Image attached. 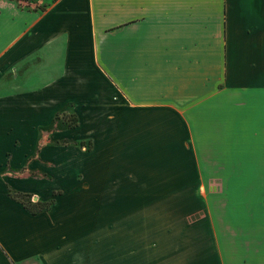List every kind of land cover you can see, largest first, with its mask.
<instances>
[{
	"label": "crops",
	"instance_id": "obj_1",
	"mask_svg": "<svg viewBox=\"0 0 264 264\" xmlns=\"http://www.w3.org/2000/svg\"><path fill=\"white\" fill-rule=\"evenodd\" d=\"M36 4L0 0V264H152L162 188L264 185V0Z\"/></svg>",
	"mask_w": 264,
	"mask_h": 264
},
{
	"label": "rangeland",
	"instance_id": "obj_2",
	"mask_svg": "<svg viewBox=\"0 0 264 264\" xmlns=\"http://www.w3.org/2000/svg\"><path fill=\"white\" fill-rule=\"evenodd\" d=\"M15 2L23 7H32L37 6L38 0H18ZM37 7L42 8L41 5ZM64 122L72 123L67 118L64 119ZM184 158L185 162L189 163L190 156L186 155ZM262 173L264 174V172ZM247 174L250 175V178H259L261 172H247ZM205 177H208V172H205ZM184 178L191 179V172L185 171ZM216 178L217 180L214 181L216 185L209 187L162 188L168 190L167 202L151 205L155 216L160 214L168 216V230H150L148 234L150 236L147 235V242L149 243L150 240L151 250L146 253V257L151 258L152 264H225V255L228 259L239 253L234 249L224 250L225 240H228L229 244L231 233L228 230H223V227L226 222H229L227 219H229L230 214L233 216L237 214L236 216L246 219L249 227L255 226L263 229L247 230V237L245 236L247 241H243L247 251H242L244 256L241 259L239 257L237 264H253L251 255L254 253L262 254L260 259H264V185L226 187L218 180L221 178ZM49 186H56L62 190L65 188V186L57 183H52ZM30 187L38 188L37 185H30ZM39 189L42 190V187ZM176 196L178 202L175 201ZM180 196L182 200H179ZM34 197L36 196L27 195L19 198V200L29 211L41 212L51 207V204L47 205L46 202L43 203ZM213 222L217 230H207ZM154 223L157 224L153 225L159 226L158 219ZM184 223L197 230H172L173 226L183 227ZM253 233H256L257 243L260 245H251L256 243ZM136 238V244L143 245L144 234L141 232L137 234ZM238 239L239 237L233 248H237L236 245L240 242ZM227 247L229 248V246ZM256 247L258 251L254 252ZM248 248H251L252 251H248ZM261 248L262 251H260ZM136 256L143 258V251H137Z\"/></svg>",
	"mask_w": 264,
	"mask_h": 264
},
{
	"label": "trees",
	"instance_id": "obj_3",
	"mask_svg": "<svg viewBox=\"0 0 264 264\" xmlns=\"http://www.w3.org/2000/svg\"><path fill=\"white\" fill-rule=\"evenodd\" d=\"M11 1H18V0H11ZM19 4V3H18ZM40 9H43V8H40ZM77 123H76V120L75 121H73L72 123H70L69 125L71 126V127H74L75 125H76ZM23 196H27V195H25V194H17L16 195V198L19 200V198H22ZM20 201V200H19ZM46 204L47 205H52L53 204V201L51 200V201H49V202H46ZM25 207V206H24ZM26 208V207H25ZM27 209V208H26ZM28 210V209H27ZM29 211V210H28ZM31 213H33V214H35V213H38V212H40V211H30Z\"/></svg>",
	"mask_w": 264,
	"mask_h": 264
},
{
	"label": "water",
	"instance_id": "obj_4",
	"mask_svg": "<svg viewBox=\"0 0 264 264\" xmlns=\"http://www.w3.org/2000/svg\"><path fill=\"white\" fill-rule=\"evenodd\" d=\"M34 199H36V197H34Z\"/></svg>",
	"mask_w": 264,
	"mask_h": 264
}]
</instances>
